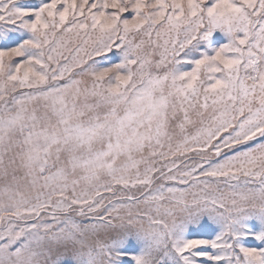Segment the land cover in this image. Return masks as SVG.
<instances>
[{
	"label": "snow or ice",
	"instance_id": "obj_1",
	"mask_svg": "<svg viewBox=\"0 0 264 264\" xmlns=\"http://www.w3.org/2000/svg\"><path fill=\"white\" fill-rule=\"evenodd\" d=\"M0 264H264V0H0Z\"/></svg>",
	"mask_w": 264,
	"mask_h": 264
}]
</instances>
